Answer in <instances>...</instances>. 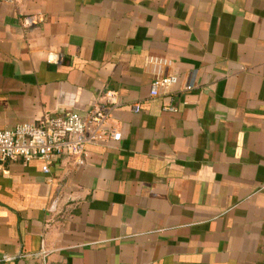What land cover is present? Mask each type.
I'll list each match as a JSON object with an SVG mask.
<instances>
[{
  "label": "crops",
  "instance_id": "1",
  "mask_svg": "<svg viewBox=\"0 0 264 264\" xmlns=\"http://www.w3.org/2000/svg\"><path fill=\"white\" fill-rule=\"evenodd\" d=\"M108 92L85 165L0 162V264H264V0L0 3V131Z\"/></svg>",
  "mask_w": 264,
  "mask_h": 264
},
{
  "label": "built area",
  "instance_id": "2",
  "mask_svg": "<svg viewBox=\"0 0 264 264\" xmlns=\"http://www.w3.org/2000/svg\"><path fill=\"white\" fill-rule=\"evenodd\" d=\"M24 0H0L7 5H19ZM41 22L36 16L23 18V26L28 27ZM51 62L59 61L57 55H52ZM149 63L160 66L158 75L152 82L150 94L158 97L177 83L174 75H165L162 61L149 60ZM195 88L194 82L187 85L186 90ZM115 93L106 94V104L94 105L86 116L77 113H67L59 116H44L36 123L17 125L12 130L0 131V162L21 159L24 162L39 160L44 163L43 172L50 171V163L57 157L68 156L74 159L78 166L86 163L85 146L110 138L114 141L122 139L120 128L115 123L113 113L117 108ZM140 111L139 105L134 107ZM173 111L174 109L168 107ZM9 259L7 258L6 261Z\"/></svg>",
  "mask_w": 264,
  "mask_h": 264
}]
</instances>
